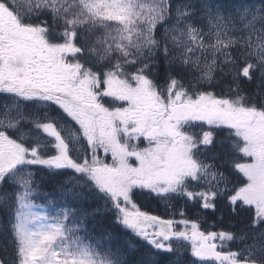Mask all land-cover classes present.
<instances>
[{
	"label": "snow or ice",
	"instance_id": "1",
	"mask_svg": "<svg viewBox=\"0 0 264 264\" xmlns=\"http://www.w3.org/2000/svg\"><path fill=\"white\" fill-rule=\"evenodd\" d=\"M0 264H264V0H0Z\"/></svg>",
	"mask_w": 264,
	"mask_h": 264
},
{
	"label": "rangeland",
	"instance_id": "2",
	"mask_svg": "<svg viewBox=\"0 0 264 264\" xmlns=\"http://www.w3.org/2000/svg\"><path fill=\"white\" fill-rule=\"evenodd\" d=\"M101 155L103 156V153H101ZM109 161H110V158H109ZM34 203H37V204H43L44 202H42V201H40L39 199L37 200H35L34 201ZM164 207V206H163ZM170 211H171V213L173 214V212L175 211V217H168V218H164V219H176V220H179V219H181V217L179 216V212H178V209H176V210H174V209H170ZM206 211V210H205ZM176 214H177V216H176ZM187 214H189L190 215V219L191 218H194V214H195V209H192L191 211H189V210H186V215ZM171 216H173V215H171ZM178 227H180V228H182L183 226L182 225H179ZM202 230H205V228L204 227H202Z\"/></svg>",
	"mask_w": 264,
	"mask_h": 264
},
{
	"label": "trees",
	"instance_id": "3",
	"mask_svg": "<svg viewBox=\"0 0 264 264\" xmlns=\"http://www.w3.org/2000/svg\"><path fill=\"white\" fill-rule=\"evenodd\" d=\"M152 208H153V214L159 215L161 217L164 216L163 215L164 213L162 212L161 206H159L157 208L155 205H153ZM206 211L210 212L211 210H206ZM212 224H213V221L211 219H208L206 226H205V230H208V231L218 230L217 228L211 227Z\"/></svg>",
	"mask_w": 264,
	"mask_h": 264
}]
</instances>
